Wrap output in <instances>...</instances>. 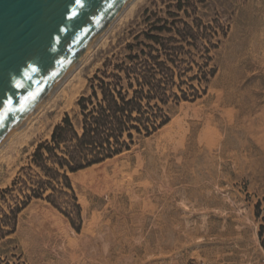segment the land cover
Wrapping results in <instances>:
<instances>
[{"label": "rangeland", "instance_id": "374dc122", "mask_svg": "<svg viewBox=\"0 0 264 264\" xmlns=\"http://www.w3.org/2000/svg\"><path fill=\"white\" fill-rule=\"evenodd\" d=\"M172 19L207 26L206 36L182 41L181 58L193 62L181 88L193 93L192 84L199 97L170 99L164 126L137 136L129 150L69 173L80 206L74 223L46 200L33 199L18 213L14 232L0 240L1 258L19 256L22 264H264V0H136L0 151V189L65 113L76 122V101L89 92L97 70L111 71L139 43H152V27ZM203 46L213 74L188 81L205 61Z\"/></svg>", "mask_w": 264, "mask_h": 264}, {"label": "trees", "instance_id": "16d2710c", "mask_svg": "<svg viewBox=\"0 0 264 264\" xmlns=\"http://www.w3.org/2000/svg\"><path fill=\"white\" fill-rule=\"evenodd\" d=\"M151 30L157 32L147 35L152 43H139L141 48L114 63L111 71L97 70L89 78V92L76 101V122L65 113L50 137L36 144L28 163L20 166L10 184L0 189V240L14 232L18 213L33 199L46 200L71 223L80 219L69 173L129 150L137 136H150L164 126L169 121L164 106L170 99L199 97L192 84L188 89H194L193 93L187 94L181 88L186 83L181 77L193 62L190 57L181 58L182 41L196 42L201 35H207V26L201 20L192 26L172 19L169 25L165 22ZM162 32L171 35L164 36ZM208 53L209 48L203 46L201 57L205 61L188 81H207L213 74V70H207ZM0 264L22 263L18 256L0 257Z\"/></svg>", "mask_w": 264, "mask_h": 264}, {"label": "water", "instance_id": "95a60500", "mask_svg": "<svg viewBox=\"0 0 264 264\" xmlns=\"http://www.w3.org/2000/svg\"><path fill=\"white\" fill-rule=\"evenodd\" d=\"M129 0H0V144Z\"/></svg>", "mask_w": 264, "mask_h": 264}, {"label": "bare ground", "instance_id": "6f19581e", "mask_svg": "<svg viewBox=\"0 0 264 264\" xmlns=\"http://www.w3.org/2000/svg\"><path fill=\"white\" fill-rule=\"evenodd\" d=\"M136 0H129L124 6L123 8L115 15L114 19L112 20L113 22L118 20L119 18H121V16L125 13V11L130 8L133 3L135 2ZM110 21L108 23V25L104 28V30L100 33V35L97 37V39L93 42V44L89 47V49L85 52V54L82 56V58L75 64V66L58 82L59 85L63 84L65 81H67L69 79L70 76L73 75V73H75L77 71V69L79 68L80 64H82V62L87 58V56L90 54V52L94 49V47L98 44V42L104 37V35L106 34L107 32V29L109 28L108 26H110V23L112 22ZM57 83V84H58ZM57 86L55 85V87L48 93V97L46 96L45 98H48L51 96V94H53L57 88ZM72 93L75 91V88L73 87L72 88ZM45 98L41 101V103L34 109V113L29 117H27V119L4 141L0 144V151L7 145V143L9 141H11V139L15 136V135H18L19 132L22 131V129L27 126L33 119V117L38 113V111L40 112L41 109L43 108V106L46 104V101L42 104V102L45 100ZM18 131V132H17Z\"/></svg>", "mask_w": 264, "mask_h": 264}, {"label": "built area", "instance_id": "2783aa9c", "mask_svg": "<svg viewBox=\"0 0 264 264\" xmlns=\"http://www.w3.org/2000/svg\"><path fill=\"white\" fill-rule=\"evenodd\" d=\"M191 264H210V263L203 259H199V260L193 261Z\"/></svg>", "mask_w": 264, "mask_h": 264}, {"label": "snow or ice", "instance_id": "6c2138e0", "mask_svg": "<svg viewBox=\"0 0 264 264\" xmlns=\"http://www.w3.org/2000/svg\"><path fill=\"white\" fill-rule=\"evenodd\" d=\"M80 2V0H77V3H79Z\"/></svg>", "mask_w": 264, "mask_h": 264}]
</instances>
